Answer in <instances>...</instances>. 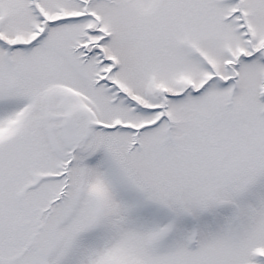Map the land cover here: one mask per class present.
<instances>
[{
    "label": "snow or ice",
    "instance_id": "6c2138e0",
    "mask_svg": "<svg viewBox=\"0 0 264 264\" xmlns=\"http://www.w3.org/2000/svg\"><path fill=\"white\" fill-rule=\"evenodd\" d=\"M0 264H264V0H0Z\"/></svg>",
    "mask_w": 264,
    "mask_h": 264
}]
</instances>
